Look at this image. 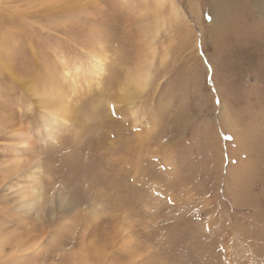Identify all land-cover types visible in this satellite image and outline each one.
Wrapping results in <instances>:
<instances>
[{"label": "rangeland", "instance_id": "374dc122", "mask_svg": "<svg viewBox=\"0 0 264 264\" xmlns=\"http://www.w3.org/2000/svg\"><path fill=\"white\" fill-rule=\"evenodd\" d=\"M57 1L0 0V264H264V0H169L154 58L146 0Z\"/></svg>", "mask_w": 264, "mask_h": 264}, {"label": "bare ground", "instance_id": "6f19581e", "mask_svg": "<svg viewBox=\"0 0 264 264\" xmlns=\"http://www.w3.org/2000/svg\"><path fill=\"white\" fill-rule=\"evenodd\" d=\"M146 1H147V3L146 2L144 3L143 10L141 12L143 13V11H144L145 15H150L151 19H152V23H151L152 26L150 28L151 31H149L151 33L148 35V37H150L152 39L150 42L151 48H150L149 52H151V55H153L152 57L154 58L155 54H156L154 51L156 48L154 47L155 44H154V40L152 37L155 38L158 35L160 28L164 26L166 19H168V17H166V16H165V18L162 17L165 5L167 3H169L170 10H169L168 15L170 16V18H171V16H177L178 9L174 5V3H172L169 0H151L150 3H148L149 2L148 0H146ZM56 2H58V1L56 0ZM214 4L221 6L220 11L223 14H229L232 11H235V12L239 11L238 0H214ZM147 18H148V16H147ZM153 58L150 60L149 63L145 64V66L136 73V78L132 82H127V84H124L123 89L121 91L122 99L123 98L127 99L128 97L131 96V94H130L131 88H133L135 90V92H139V91L143 90L145 88V86L148 85V81L150 80L151 70H152V66H153V62H154ZM36 94H37V92H36ZM47 118H48L47 116H45V117L42 116L43 126L46 129L52 128V126L56 127V123L59 122V120H58L59 116L57 114L54 115V113L50 114L49 118L51 119V123H47L48 122ZM28 124H30V125L27 128L22 127V126L18 128V130L20 132H19V136H17V137H19V140H21V142L28 141L30 139L29 131L32 129L33 130L37 129L39 127L37 118L35 116H32L30 118ZM39 124L41 125V123H39ZM18 126H20V125H18ZM0 248H1V243H0ZM21 252H22L21 250H18V249L16 250V253H21ZM9 263L16 264V260L9 261Z\"/></svg>", "mask_w": 264, "mask_h": 264}]
</instances>
